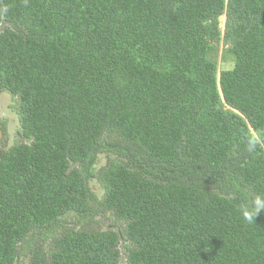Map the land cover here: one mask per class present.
Segmentation results:
<instances>
[{
  "label": "trees",
  "instance_id": "16d2710c",
  "mask_svg": "<svg viewBox=\"0 0 264 264\" xmlns=\"http://www.w3.org/2000/svg\"><path fill=\"white\" fill-rule=\"evenodd\" d=\"M4 91L0 264H264V0H0Z\"/></svg>",
  "mask_w": 264,
  "mask_h": 264
},
{
  "label": "rangeland",
  "instance_id": "374dc122",
  "mask_svg": "<svg viewBox=\"0 0 264 264\" xmlns=\"http://www.w3.org/2000/svg\"><path fill=\"white\" fill-rule=\"evenodd\" d=\"M225 17L220 18V28L224 29ZM222 47L220 48L221 54ZM228 61L223 66L224 68H231L232 62L231 58L228 57ZM0 122L3 129V137L1 140V147L4 149H9L16 145L20 141L19 131H20V122L18 120L17 114V98L13 97L9 92H0ZM107 163L106 154H101L99 157V163L96 166V169H100L105 166ZM91 189L94 193H97L98 197L103 196V189L99 184L97 179H94L90 182ZM100 200V199H99ZM94 217V218H93ZM91 226L105 230V229H117L121 228L122 225L114 220V218L109 214H101L98 216L89 217ZM72 226V224L70 225ZM78 227L80 225H77ZM74 227V226H72ZM77 227V228H78ZM119 264H126V256L122 253L121 261Z\"/></svg>",
  "mask_w": 264,
  "mask_h": 264
},
{
  "label": "clouds",
  "instance_id": "9594fccd",
  "mask_svg": "<svg viewBox=\"0 0 264 264\" xmlns=\"http://www.w3.org/2000/svg\"><path fill=\"white\" fill-rule=\"evenodd\" d=\"M261 147H264V140L257 136H249L247 138L245 150L248 154H254ZM238 211L246 222L253 223L257 216L264 212V195H256L251 200L240 204Z\"/></svg>",
  "mask_w": 264,
  "mask_h": 264
},
{
  "label": "flooded vegetation",
  "instance_id": "af4514ba",
  "mask_svg": "<svg viewBox=\"0 0 264 264\" xmlns=\"http://www.w3.org/2000/svg\"><path fill=\"white\" fill-rule=\"evenodd\" d=\"M17 107H18V105H17ZM17 114H18V111H17ZM18 120H19V122H20V119H19V115H18ZM1 123V122H0ZM2 127V126H1ZM20 129H21V125H20ZM2 131H3V129H2ZM19 136H20V141H21V132L19 131ZM3 137V136H2ZM2 140V139H1ZM0 143H1V141H0Z\"/></svg>",
  "mask_w": 264,
  "mask_h": 264
},
{
  "label": "water",
  "instance_id": "95a60500",
  "mask_svg": "<svg viewBox=\"0 0 264 264\" xmlns=\"http://www.w3.org/2000/svg\"><path fill=\"white\" fill-rule=\"evenodd\" d=\"M2 136H3V131H2L1 123H0V141L2 139Z\"/></svg>",
  "mask_w": 264,
  "mask_h": 264
}]
</instances>
